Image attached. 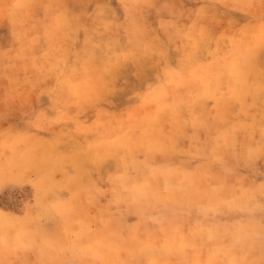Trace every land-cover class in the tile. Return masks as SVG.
<instances>
[{
	"label": "rangeland",
	"instance_id": "rangeland-1",
	"mask_svg": "<svg viewBox=\"0 0 264 264\" xmlns=\"http://www.w3.org/2000/svg\"><path fill=\"white\" fill-rule=\"evenodd\" d=\"M3 21H14L17 37L18 21H64L74 35L59 52L44 41L53 31L44 27L38 38L47 46L33 66L49 74L26 75L21 84L42 83L35 107L46 111L38 128L58 133L59 151L72 143L69 174L58 170L50 184L44 173V183L34 185L32 171L18 182L21 174L10 171L13 180L0 192V207L36 228L27 235L42 248L35 252L41 264H264V194L263 204L241 205L264 186V0H0ZM1 25L0 66L23 50L2 41L9 26ZM165 31H184L189 42ZM163 80L171 90L150 89ZM66 99L73 110L67 117L59 114ZM32 111L25 128L34 123ZM150 128L180 151L149 148ZM32 146L23 144V156ZM189 147L199 150L189 164L209 161L211 149L217 171L227 173L210 182L221 199L201 205L200 234L202 220L185 198L203 189L187 171L152 169L176 167ZM165 174L171 180L162 186ZM179 220L196 224L180 227Z\"/></svg>",
	"mask_w": 264,
	"mask_h": 264
},
{
	"label": "crops",
	"instance_id": "crops-1",
	"mask_svg": "<svg viewBox=\"0 0 264 264\" xmlns=\"http://www.w3.org/2000/svg\"><path fill=\"white\" fill-rule=\"evenodd\" d=\"M13 22L14 21H3V23H0V26H2L1 24H6V26H9L8 34L6 36L4 34V36L2 37V41L6 40L7 42L9 39L15 40L17 41L18 46L19 43L21 46L23 44V47H21L23 50L27 49L28 47H31L32 50L30 52L23 51L18 47L16 51L14 49L11 53H9L10 55L8 63H4L3 61L2 65L0 66V192L5 186H8L10 184V180H13L8 177L10 175V171H18L21 174V177H17L16 182H18V180L22 177L25 178V171H32L33 175L31 176V179L33 180L32 183H34V185H41V183H44L42 181L44 173L46 177H49L47 179H50V184H52V180L57 178V171L60 169L66 171L65 173H62V175L65 174L66 176H68L69 173L67 169L69 166L68 161H70L69 155L71 154L73 156L74 153V146L72 145V143L71 146L66 145L64 150L59 151L57 145V132L45 134L42 133L38 128V126L43 122V114L44 111H46V109H43L41 107H35L38 102L37 96L40 94L42 89V83H40V86L33 84L21 86L26 75H30L33 78L37 77V79H39L41 78L42 73L45 72L49 74V70H40L37 67V64L36 66H33L34 63L37 62V53L42 51L43 49L45 50V47L47 46L43 43L42 38H38V35L42 34L44 27L47 26L53 29V31L50 32V35H48L50 36V38L44 39V41H48L49 43L53 42L54 44H52L51 47L54 50H58L59 52H61L62 47H64L65 50L68 48L74 35L71 33L68 34L66 29H62L65 24L64 21H62V23L60 21H18V26L21 29V35L17 37V35H15L14 33V29L11 28V26L14 25ZM216 23L217 21H215V24ZM198 24L201 27L202 22L199 21ZM192 26L193 23L188 27ZM165 32L166 37L175 39L177 42H189V37L185 35L186 33L184 31L181 33H176L175 31L172 33L167 31ZM36 40H39L41 42V45L38 47L31 44L32 42H36ZM1 47L2 51L6 49V46ZM14 51L16 52V54H13ZM121 56L123 58L125 57V54L121 53ZM183 73L185 74L186 72L183 71ZM54 74H56V71H54ZM172 79L174 78L172 77ZM175 79H178L177 81L180 80V78L178 77H175ZM54 80L55 79H52L49 82L52 83ZM50 83L46 82L43 84H49L50 86H52V84ZM170 87L172 89L171 85ZM150 89L152 91L160 90L165 92L171 90L169 89V83H166V81L164 80L160 81L156 85H153ZM65 95L67 99L69 96V102H72L71 95ZM67 99L65 101L66 103L61 108L62 111H59V114L63 113L66 117L70 112H73L72 108L69 107L70 103H68ZM147 99L149 102V99H151V101L153 100L152 98ZM163 103H167L166 100L163 101ZM185 103L191 104L193 103V100H185ZM31 107L33 111L29 116L30 118H33L34 123L32 122L33 125L25 128L22 122L24 121L26 110ZM56 115L52 116V118L57 119ZM134 119L135 118L131 120L132 126L133 124L137 126L136 119V122H133ZM155 120L159 123L163 122L161 120V115ZM154 126L156 125H151V128ZM151 128L144 136L145 142L149 146V148L165 152H168L169 150L173 151L174 149L180 151L179 143L176 140H174L173 138H169L167 135H164L160 138L154 137V131ZM55 129L56 128H54V130ZM127 134H129V132ZM176 134L179 135L178 132H176ZM65 135L66 137L71 136L68 131H66ZM26 142L37 145L36 147L32 146V149H30V151L27 153V157L23 156L25 149L24 151H22L23 144L25 146ZM195 150V148L189 147L188 154L191 155H188L184 159L180 160L176 167H171V165L169 164H160L157 166H153L152 169L172 171L177 168L180 173L187 171L189 172V175H192L191 178L193 179V181L191 185L197 187V189L198 187H201L203 189L199 193L196 191L192 195L188 194V196L185 198V200H187L188 202L190 201V205H193L192 209L187 207V210H193V218H198L199 220H202V222L200 223V221H196V224L195 221H178L180 227L183 225L186 226L190 222L191 224H196L195 229H197L198 234H200L202 231V224H206L205 216L200 213V209L203 207L201 205L206 202L215 203L221 199L218 189H214L210 182L213 178L217 179L221 177H225V179L227 180V173L226 171L224 172L221 168L219 169V172L217 171V164L214 161L215 158L212 157L214 156V153L211 149L209 151V161H196V163H193V165L189 164L188 160L193 156L198 155L199 150ZM129 157L132 160L131 156ZM26 158L31 161L28 162V165L23 164L24 159ZM14 166L15 169L11 168ZM168 175L165 174V176L162 177L163 181L160 182L162 186L170 183V181L167 180H171ZM157 178L159 179V177ZM183 179L184 178L182 177L180 178L179 182L181 183V185H184ZM178 185L181 186L180 184ZM258 186L259 187L257 189L245 195V199L242 198L243 201L241 205H243V207L245 206V209L248 208L249 210V204L253 202L263 204V197H261V195L264 194V186L262 187L261 184ZM260 187H262L263 189H261ZM164 192L165 194L171 195L168 190H165ZM226 192L227 191H225V193ZM189 215L191 216V213L187 212V218L189 217ZM184 219L186 220V217H184ZM21 220L22 216H15L0 207V264H41L40 261L42 258L39 256L37 257L36 253L38 249L41 250L42 248L40 246L39 248H36V243L34 242V244L31 245L29 243L27 235V233H29L30 231L36 233V228L34 226H27V224ZM174 223L171 224L174 225ZM183 230L187 231L186 228H184ZM217 231L218 230L214 228L207 229L208 234H213L212 232L216 233ZM194 240L197 243H200L202 241L201 238ZM40 250L38 251L39 255H41L42 253L40 252Z\"/></svg>",
	"mask_w": 264,
	"mask_h": 264
}]
</instances>
